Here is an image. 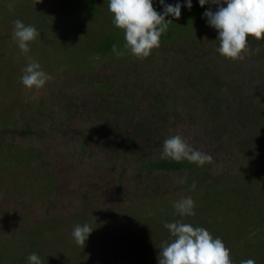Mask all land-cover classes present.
Listing matches in <instances>:
<instances>
[{"label":"trees","instance_id":"16d2710c","mask_svg":"<svg viewBox=\"0 0 264 264\" xmlns=\"http://www.w3.org/2000/svg\"><path fill=\"white\" fill-rule=\"evenodd\" d=\"M51 1L55 3L51 7L71 13L78 25L91 28L79 45L80 54L73 57L88 58L97 66L89 75L84 73V67H77L74 74L79 78L73 76L83 84L92 82L105 101L98 107L80 108L72 97L64 99L66 94H58L56 99H39V103L16 98L4 108L3 116L10 110L16 120L9 123L14 131L8 128V137L9 124L0 122V152L10 150L14 159L13 168L3 167L0 161V241L3 235L12 236L6 244L8 250L2 251L7 258L4 253L1 257L8 264H29L28 256L32 253L40 257L42 264H56L58 257L65 264L76 261L79 256L62 249L57 242L66 232L65 222L73 229L87 223L93 228L89 237L101 232L115 244L121 240L123 249L130 254V245L150 222L158 221L162 223L161 229L169 231L164 223L180 220L174 204L182 197L191 196L195 206L200 203L209 208L207 202L214 204L224 192L231 193L227 191L231 183L244 187L239 196L242 201L254 203L260 209L249 222H242L238 234L256 231L262 235L264 175L253 185L249 179L255 172L264 174V39L249 37L251 49L259 51L251 52L244 60L227 59L217 51L218 31L203 17L209 7L215 11V5L201 7L198 0H192L189 10L183 6L186 0H165V4L180 3L182 7L179 19L166 17L173 21L161 35L160 47L142 60L128 52L117 57L112 46L115 44L123 51L125 33L114 25L113 14L107 11L109 0H41L45 5ZM153 6L157 12H163L159 0H153ZM100 20L103 25L97 24ZM31 24L36 27V23ZM57 70L55 74H65L62 69ZM108 98L113 100L112 107ZM35 106L40 116L34 113ZM47 113L56 124L45 125L48 132L43 126L44 117H49L44 115ZM39 117L40 123L35 126ZM72 133L78 136L71 156L74 171L92 170L99 180L104 179L107 187L89 194L87 188L93 185L82 186L80 192L72 193L73 208L64 220L57 216L62 210L54 201L60 193L59 182L50 176L47 184L53 186L51 194L43 193L40 187V173L49 174L41 171L47 159L42 162L45 151L39 149L41 139L49 143L62 139L66 143ZM176 134L186 138L195 149L211 155L213 161L198 166L187 160L161 159L164 140ZM63 159L67 161L69 156ZM185 176L186 182L179 183ZM21 197L28 203L23 205L24 210L19 205ZM91 198L94 199L89 203L94 205L88 207L86 202ZM195 217L182 218L194 227L210 229ZM33 232L48 235L40 242ZM217 237L228 240L223 230ZM260 250L264 253V247ZM98 255L99 251L96 259Z\"/></svg>","mask_w":264,"mask_h":264},{"label":"rangeland","instance_id":"374dc122","mask_svg":"<svg viewBox=\"0 0 264 264\" xmlns=\"http://www.w3.org/2000/svg\"><path fill=\"white\" fill-rule=\"evenodd\" d=\"M39 1L40 2L35 0H0V122L4 125L15 122L16 120L10 110L5 111L4 116L2 114L4 108L9 105L11 100L16 98L19 101L30 100L31 102L36 101V103H39V99H47L48 97L56 99L58 94H66L64 99L72 97L76 104L82 106L80 108L89 105L98 107L105 101L101 91H99L96 86L91 85L92 82H85V84H83V82L78 81L79 77L77 73L74 74V70L77 67V70H81L82 67H84L83 70L85 72L83 70L82 72L89 75L90 73L88 72H94V67L97 66V64L94 65L88 62L90 60L88 58L76 60L73 57L75 53H79V48H81L79 45L88 37L87 35L90 33L91 28H87L86 25L83 24L78 25L77 21L74 20L75 16L71 13L61 8L58 9L59 7L56 6L51 7L54 6V1H51L52 4L48 3L46 5L42 3L41 0ZM9 5H12V7L9 8ZM107 9V11H109V8ZM108 13L111 12L109 11ZM112 18L114 20V14ZM16 19L21 20L25 25L36 23V27L38 28L37 31L40 33L37 38L42 36L41 39H37L38 42L40 41V44L36 40L30 42V51L27 54L20 50L16 40L13 38V21ZM103 22V20H100L97 24L103 25ZM95 27L102 28L98 25H95ZM184 36V34L180 35L181 38H184ZM43 37H45L44 43ZM69 43H72V45ZM69 45L71 48H69ZM28 57H32L38 61L42 69L52 77L43 88L28 89L21 83L20 78L23 75V69L28 64ZM85 62L86 65L84 66L83 64ZM122 67L123 66H121V69ZM57 69H62L65 74H55V70L58 71ZM73 75H77V80ZM108 99L110 100L108 105L111 103L110 105L112 107L114 105L113 100L110 98ZM35 108L36 111H34V113L37 116L39 112L37 106H35ZM17 111L18 108H16V112ZM44 115L49 116H45L43 121L44 130L48 132L45 125H54L52 127H55L56 124L51 115L48 113ZM41 117H39L38 122L34 124L35 126L40 123ZM8 128L9 130L10 128L13 129L10 124L7 130ZM9 130L7 137L10 136V132L14 131V129L10 130V132ZM71 136L72 138L66 141V143H64L62 139L53 140L50 143L45 141V139H41V149H39V151H45L41 158L42 162H44V158L47 159L41 171H45L49 174L44 176L40 173L42 177L40 187H43V193L51 194L53 192V186L47 184V182L50 181V176H53L54 178L52 179L59 182L58 191L60 193H56L57 197L54 201L57 208L62 210V214H58L57 216L64 217V220L67 219L66 216L69 215L68 212H71L73 208V205L70 203L73 196L72 193L77 194L80 192L79 190L82 189V186L87 188L89 185H93L87 188V190L89 189V194L97 192V188L105 189V187H107L104 179L99 180L92 170L88 171L79 168V171H74L71 165V156L73 155V145L78 142V136L75 133L69 135V137ZM206 144L210 143L206 142ZM76 151H79L78 144L76 145ZM68 156L69 159L64 161L63 158H68ZM51 159H53V161H51ZM0 161L3 167L13 168L14 166V159L11 157L10 150L0 152ZM255 174L256 175L249 179L252 183L251 185H253L255 181L258 183V181L262 180V176L264 175L262 172H255ZM44 184L46 185L45 187ZM248 185L250 186L249 182ZM241 186H233L231 183L227 189V191H231V193L224 192L218 197L214 204H209L207 202L209 208H204V204H197L194 207L195 219L205 224V227H209L210 229L207 230L214 238L220 235V231H224L226 239L228 240L223 242L225 246L230 249V255L234 264H240V261L245 259H253L255 264H264V253L260 250L264 247V241L262 243L260 242L263 240L262 236H264V233L261 232L262 235H258L256 231H254V233L251 231L246 233L244 231L238 234V231L240 232L239 226H241L242 222H249L254 212L260 210L256 208V204H249L247 201H242L240 199V193L244 192L242 191L244 187L242 186V188ZM40 187H37L36 190H40ZM112 189H114V187H112ZM139 192L142 193V191ZM25 195V192L21 193L23 198ZM42 196L46 198L43 194ZM139 196L141 197V194ZM23 198L21 197L19 201L21 209H23V205H28ZM126 198L131 199L128 197ZM92 199L94 198L86 202L88 207L94 205V203H89ZM233 205L234 207L231 208ZM104 206L106 208L111 207L108 206L107 202H104ZM180 220L185 222L182 217H180ZM161 224L162 223L158 221L150 222L145 227L142 234H139L134 240V243L130 245L132 247L129 249L131 251L130 254L126 249H123L124 245H121V240H118L115 244L109 236L101 232L96 236L93 234L92 237H88L89 240H86L84 246L78 245L72 236L73 227H70L66 222V232L64 235L59 236L61 238L57 242L59 245H62V249L70 250L72 254L79 256L76 261H72V263L69 264H142L143 262L158 264V246L163 242H170L172 240L170 232L159 227ZM163 233L165 234L163 235ZM33 234L40 242L41 239L46 238L48 235L41 232H33ZM3 236L2 242L0 241V264H8L6 259L4 260L1 257V254L4 253L7 258V254L2 251L8 250L6 244L9 245L12 236L9 234ZM145 241H147V243ZM257 243L260 244L257 245ZM13 245L18 244L13 243ZM44 246L47 248L46 243H44ZM47 246L49 247V242H47ZM96 247L99 249L97 259L95 257L98 253L95 249ZM115 248L117 250H115ZM56 250L58 252V246ZM80 255L83 258H81ZM63 263L65 264V262H62L58 257L56 264Z\"/></svg>","mask_w":264,"mask_h":264},{"label":"clouds","instance_id":"9594fccd","mask_svg":"<svg viewBox=\"0 0 264 264\" xmlns=\"http://www.w3.org/2000/svg\"><path fill=\"white\" fill-rule=\"evenodd\" d=\"M199 5H215L203 13L210 27L218 31L216 41L219 42L218 53L230 60H244L245 56L259 49H251L249 37L256 40L264 39V0H198ZM163 12H157L153 0H109V11L114 14V25L124 30V50H118L117 45L112 46L113 53L123 56L130 53L138 59L149 57L153 49L160 47L162 34L168 31L172 16L179 19L181 16L180 3L165 4L159 0ZM226 5V6H224ZM192 8V0H186L185 5ZM12 5H9L11 8ZM13 38L20 50L27 54L30 51V42L34 41L40 33L33 25H25L21 20L13 21ZM21 83L28 89L43 88L52 79L51 75L42 69L41 64L32 57H28V64L23 69ZM171 158L177 162L187 160L198 166L211 163L213 157L188 143L183 136L176 134L163 142L161 159ZM183 184L186 176L178 181ZM195 188V181L192 183ZM174 207L181 217L194 216L195 202L191 196L182 197L175 202ZM164 227L169 230L170 242L161 243L157 256L158 264H234L230 249L221 238H214L203 227H194L190 223L177 220L172 223L165 222ZM93 228L85 223L76 225L72 236L78 245L84 246ZM29 264H42L36 253L28 256ZM240 264H255L253 259L241 260Z\"/></svg>","mask_w":264,"mask_h":264}]
</instances>
